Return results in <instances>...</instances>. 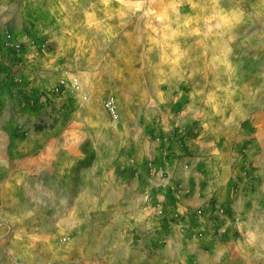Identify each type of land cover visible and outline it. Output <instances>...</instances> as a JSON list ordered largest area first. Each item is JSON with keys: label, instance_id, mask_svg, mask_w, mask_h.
Returning <instances> with one entry per match:
<instances>
[{"label": "rangeland", "instance_id": "1", "mask_svg": "<svg viewBox=\"0 0 264 264\" xmlns=\"http://www.w3.org/2000/svg\"><path fill=\"white\" fill-rule=\"evenodd\" d=\"M262 37L264 0H0V160L10 176L22 179L5 188L0 177V264H90L97 253L75 251L76 246L99 240L114 246L102 253L101 264H221L222 227H200L207 206L189 219L180 213L173 189H161L167 174L155 155L141 163L132 158L116 164V201L108 206L90 203L91 197L112 192L106 183L110 173L92 169V162L96 151L171 150L170 135L186 129L177 122L184 113L190 115L194 139V125L205 114L218 116L225 96L233 102L228 118L234 117L232 111H251L260 97L251 78L264 83L263 76L248 74L251 67L264 68ZM62 78L69 87L54 92ZM108 101L130 116L125 128L113 120L115 132L102 133L103 140L84 120L98 116V106L109 109ZM129 118L138 123L130 124ZM248 120L239 121L242 138L232 145L237 151L231 161L232 190L234 196L249 192L260 214L264 170L259 161L258 183L248 189L255 160L247 151H264V132L256 137ZM74 121L75 148L84 158L70 177L52 173L47 183L54 201L83 194V202L55 201L48 214L56 209L62 217L50 221L39 205L29 201L27 207L31 190L26 181L32 185L36 179L25 168L26 156H18L17 164L14 151L7 150L27 151L28 132L44 128L55 132L61 146V131ZM210 204L213 213L226 214L224 206ZM254 256L253 264H264L261 243Z\"/></svg>", "mask_w": 264, "mask_h": 264}, {"label": "crops", "instance_id": "2", "mask_svg": "<svg viewBox=\"0 0 264 264\" xmlns=\"http://www.w3.org/2000/svg\"><path fill=\"white\" fill-rule=\"evenodd\" d=\"M262 38L264 39V37ZM253 60L254 58L251 56L252 62H250V66H253ZM248 74L252 77H264V68L251 67ZM250 85L260 93L257 106H254L251 111L244 109L243 112L242 110L239 113L240 115H236L237 111H232L231 114L234 113V117L228 118L227 110L230 109L229 105L233 102L231 97L225 96V100L221 106L222 111H219L221 115L205 114L204 117H201L200 123H198L199 126H197L198 124L194 125L193 129L196 131V135L198 133V137L194 139L190 138L189 133L190 115L185 113L184 115H180L178 118L179 121L177 122H181L186 129L181 130L177 128L176 137L174 134L170 135L172 138L171 150L155 151L154 154L151 151H107L106 153L105 151H96L92 162V169L95 168L94 170L110 173V181L106 183L112 188V192L108 190L107 196L100 197L97 195L96 197H91L90 203L98 205L104 202L107 206L115 203L113 171H115L114 167H116L118 162L129 163L132 158H135L141 163L144 162L148 154L155 155L158 159L157 161L162 162V167L167 174V178L160 179L162 184L161 189L163 191H166L168 188L173 189L175 207L186 218H192L194 215L192 213L197 208L208 207L211 205L210 202L226 208V214L222 215L217 212L213 213L212 205L211 208L207 209L206 207V212L208 213L205 212V216H201V220L205 221L203 222L205 224L200 226L205 227L206 225L209 227L215 223L222 227L223 232L221 233L222 237L219 243L223 251L222 257L224 259L221 260V264H253L257 260L254 256L257 246L260 243L264 246V213L259 214V204L256 203V200L254 201V198L249 192L248 195L243 193H240L239 196L233 195L232 187L234 180L231 179L232 175H235L232 170L231 161L233 155L237 152L232 151V145L242 138L241 129L237 127L239 121L249 118L250 120L248 122L252 128H256L255 135L258 138H261L264 132V105L259 104L263 100L262 97H264V83L262 79L259 80L257 77L251 78ZM6 99L7 102H12L10 96H7ZM115 107L117 117H114L109 109L105 111L99 106L98 116L94 117L90 114L85 116L86 120L84 121L92 126L89 127L90 133L93 131V134L91 133L92 135L107 140L103 137L102 133L109 135L107 133L108 131L115 132V127L111 125L113 120L114 122L118 120V122L124 124L123 127L125 128L127 123L126 115L130 116V113L129 111H121L118 105H115ZM77 121H74V124L68 125L63 129L64 131H61L64 136V141L61 146L57 140L58 138L53 137V133L55 132L44 128L40 133H36L33 130L28 132V137L26 138L28 144L27 151H18V149L13 148L7 150L14 151L17 164L18 156H26L25 168L28 173H32V178L36 179L32 185L26 181V187L31 190V200L27 199V207L30 209V203L39 205L43 215H46V217L50 215V221H57L62 217L61 214L57 213L56 209L53 213L48 214V211H51V205L56 203L55 201L64 203V205H72L74 203L76 205L77 203L83 202V194L66 196L63 200L57 198L58 200L54 201L55 192L51 190L53 188L52 185L47 183L48 176L52 173L57 174L58 178L70 177L74 164L84 158V153L77 151L75 148L79 140V135L75 134L76 130L73 126L77 124ZM129 121L132 125L134 122L138 123L137 120L130 118ZM212 123H216L214 128L211 125ZM120 153H122L121 156H119ZM247 153L251 159L255 160V163L252 165L251 175L255 179L251 178L250 183H246L249 185L248 189H251L254 187L253 185L256 186L258 183L254 175L257 173L255 165L259 161L262 162L260 163V168L264 170V157H262L264 156V151L262 153H258V151H247ZM104 155L110 156V160H104ZM115 157H118V159H115ZM1 162L0 160V177L5 185L4 187L8 188L13 185H18L22 179H19V175L10 176V171L5 170L1 166ZM104 162H106V167L103 165ZM7 169L11 170V167ZM123 186L125 187V183ZM12 200V202H15L14 206L18 205V199ZM75 209L74 214L76 215L78 214V208L76 207ZM34 210L38 211L39 208H34ZM112 248H114L112 244L99 240L97 244H79L76 246L75 251L79 250L83 252L92 249L97 254L92 256L90 264H101L104 258L102 253L106 249ZM82 258V255H80L81 262L83 260ZM107 260L113 263L114 259L110 257ZM178 263L177 260H171L168 263L162 261L160 264Z\"/></svg>", "mask_w": 264, "mask_h": 264}, {"label": "built area", "instance_id": "3", "mask_svg": "<svg viewBox=\"0 0 264 264\" xmlns=\"http://www.w3.org/2000/svg\"><path fill=\"white\" fill-rule=\"evenodd\" d=\"M73 80H74V83H76L78 81V78L75 77ZM68 87H69V84H68L67 79L62 78L60 80V82L53 88V91L54 92H61L62 90L66 89ZM107 105L109 106V109H110L112 115L114 117H117V110H116L114 103L112 101H108Z\"/></svg>", "mask_w": 264, "mask_h": 264}]
</instances>
